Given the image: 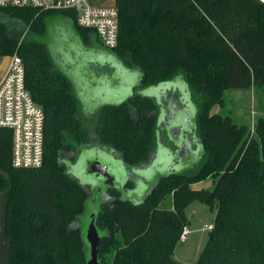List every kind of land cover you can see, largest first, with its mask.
Returning <instances> with one entry per match:
<instances>
[{"label": "trees", "instance_id": "obj_1", "mask_svg": "<svg viewBox=\"0 0 264 264\" xmlns=\"http://www.w3.org/2000/svg\"><path fill=\"white\" fill-rule=\"evenodd\" d=\"M118 36L109 49L140 73L124 101L103 104L93 132L128 167L149 157L157 104L141 89L184 74L201 96L196 116L202 160L196 171L160 178L138 203L108 190L96 217L103 234L101 264H186L174 249L189 221L193 201L215 208L212 228L197 261L189 264H264V115L252 128L229 114H207L228 89H264V3L259 0H114ZM69 20L84 45L100 42L76 24L70 8L0 7V56L17 54L25 86L44 112V158L40 167L11 165L12 132L0 127V192L9 185L6 232L9 264H86L87 252L75 220L88 192L67 171L90 131L80 115L72 77L45 42L48 21ZM55 23V24H56ZM58 65V66H57ZM264 108V104H263ZM206 179L212 188L194 187ZM126 187H131L127 183ZM172 196V208L159 204Z\"/></svg>", "mask_w": 264, "mask_h": 264}, {"label": "rangeland", "instance_id": "obj_2", "mask_svg": "<svg viewBox=\"0 0 264 264\" xmlns=\"http://www.w3.org/2000/svg\"><path fill=\"white\" fill-rule=\"evenodd\" d=\"M92 1L109 2L110 0ZM56 21L55 18L48 21L45 42L51 49L54 61L72 77L80 104V115L85 126L90 133L92 132L93 138H96L93 130L97 123L99 107L106 103H120L130 96L134 92L140 74L135 69L126 68L108 48L100 45L99 42L95 45H84L68 19L63 18L58 21L59 23ZM141 93L148 96L154 95V99L159 103L149 157L133 170V173L139 176L132 175L131 177V168L123 163L118 153L92 138L82 146L78 158L73 163L66 162L68 173L77 179L88 192L85 206L89 211L95 210L100 201L104 202L109 199L108 188L104 180L87 172V165L93 159L107 165L115 176L114 187L120 191L121 197L133 202L142 200L157 176L169 170L196 171L201 164L202 151L197 134L196 116L202 99L187 84L184 74L179 71L156 91H153L152 87H146L141 89ZM222 99V104L213 105L207 110V114H229L237 124L245 123L250 128L253 127L258 116L264 115V89H228L223 92ZM173 129L176 131L177 139H173ZM95 143L98 147L89 148ZM183 143L188 145L189 151L185 156L176 157L165 154L168 146L176 150ZM160 155L161 162L154 164L147 175H144L146 167L152 166ZM129 178L134 182L133 189L125 186ZM193 186L211 189L212 180L206 179ZM92 197H95V203L89 200ZM159 206L171 209L172 196L166 195ZM87 210L75 220L76 227L80 230L87 223ZM185 213L189 219L185 228L189 230V233L185 239L179 240L173 257L181 263L189 264L197 261L207 241L209 230L204 226L212 225L215 208L193 201L185 208ZM84 247L87 252V246L84 245ZM110 261L109 255H106L105 264H110Z\"/></svg>", "mask_w": 264, "mask_h": 264}, {"label": "built area", "instance_id": "obj_3", "mask_svg": "<svg viewBox=\"0 0 264 264\" xmlns=\"http://www.w3.org/2000/svg\"><path fill=\"white\" fill-rule=\"evenodd\" d=\"M0 7L70 8L76 24L95 31L102 45L115 47L118 12L114 4L91 5L88 0H0ZM0 127L12 132L11 165L15 168L40 167L44 158V112L25 86V70L17 54L10 55L0 78ZM207 230L212 225L204 226ZM189 230L184 228L181 240Z\"/></svg>", "mask_w": 264, "mask_h": 264}, {"label": "water", "instance_id": "obj_4", "mask_svg": "<svg viewBox=\"0 0 264 264\" xmlns=\"http://www.w3.org/2000/svg\"><path fill=\"white\" fill-rule=\"evenodd\" d=\"M259 1H261L262 3H264V0H259ZM139 80H140V75L138 77V82H139ZM169 80H166L165 82H162L160 84H157V85H154V86H150V87H152L153 91H156V89H159L160 87L164 86ZM138 82L136 83V85L138 84ZM113 86H115V85H113ZM149 96L153 98V100L155 101V103L158 106L159 101L154 99V95H152V96L149 95ZM160 96L162 97V95H160ZM175 132H176L175 129H173V131H172V136H174L173 139H177L176 138L177 137V134L175 136ZM186 148L188 149V145H186ZM166 149H165V154L166 155L171 154V155H175L176 157H180V156L183 157L186 154V152H184L182 155H176L181 150V146L179 147V149L177 148L174 151L173 150L172 151L169 150L170 153L169 152L166 153ZM160 159H161V155L156 158V160L152 163V166L146 167V169H145V171H144L143 174L144 175H147V173L151 170V167H153L154 164L157 165L159 162H161ZM136 166H138V165L130 166L129 167V168H131V172H132V173H130L131 174V177H132V175L139 176V175L133 173V170H134V168ZM87 172L93 173L97 177L103 179L104 180V184L108 188L107 190H109L110 188H115L114 187L115 176L111 172V170H109V168L107 167V165H103L99 161L93 159L87 165ZM171 172H175V171L169 170V171H167V172H165V173L157 176L155 178V180L150 184V187L146 191V193L143 196L142 200L151 192L152 188L158 184V182H159V180H160V178L162 176L167 175L168 173H171ZM0 173L9 182L11 181L10 174L7 171H4L3 169L0 168ZM127 183H131L132 184L131 187H128V188H130V189L132 188L133 189V183L134 182H133V180L131 178H129V180L127 181ZM126 184H125V186H126ZM11 189H12V185H9V187L5 191L0 192V264H9V258H10V239L7 236L6 225H7V208H8V197H7V195L9 194V192L11 191ZM123 199L124 200H127V201H131V200L126 199V198H123ZM89 200H91L93 203H95V197H92V199H89ZM142 200L137 201V202H134V203L141 202ZM102 203L103 202L100 201V204L98 205V207L95 210H93V211L87 210L86 209V206H85V210H87V216H86V222L87 223H86L85 227L81 230V235H82V238L84 240V245H86L87 248H88L86 264H101V261L99 259V255H98V246H99V243H100V240H101L103 234L97 228V225H96V217L98 215V212L100 210V207H101Z\"/></svg>", "mask_w": 264, "mask_h": 264}, {"label": "crops", "instance_id": "obj_5", "mask_svg": "<svg viewBox=\"0 0 264 264\" xmlns=\"http://www.w3.org/2000/svg\"><path fill=\"white\" fill-rule=\"evenodd\" d=\"M89 2L93 5H109V4H114V0H110L109 2H94L91 0H89ZM9 57L10 56H0V78L2 77V75L4 74L8 61H9ZM189 221V219H188ZM175 250V249H174ZM177 260V259H176ZM179 262V260H177Z\"/></svg>", "mask_w": 264, "mask_h": 264}, {"label": "flooded vegetation", "instance_id": "obj_6", "mask_svg": "<svg viewBox=\"0 0 264 264\" xmlns=\"http://www.w3.org/2000/svg\"><path fill=\"white\" fill-rule=\"evenodd\" d=\"M90 137H91L92 139H95V138H93L92 133L90 134ZM186 145H187L186 143H183V144L181 145V150H180L176 155H182L184 152H189L188 149L186 148ZM94 146H97V147H98V145H96V143H95V145H93V146H91V147H89V148H92V147H94ZM80 150H81V149H80ZM169 150L172 151V150H174V149L171 148L170 146H168L167 149H166V153H168ZM79 152H80V151H79ZM169 153H170V152H169ZM78 155H79V153L77 154L76 159L78 158ZM76 159H75V160H76ZM75 160H74V161H75ZM74 161H73V162H74ZM73 162H72V163H73Z\"/></svg>", "mask_w": 264, "mask_h": 264}]
</instances>
